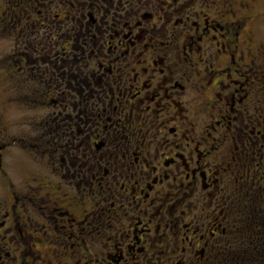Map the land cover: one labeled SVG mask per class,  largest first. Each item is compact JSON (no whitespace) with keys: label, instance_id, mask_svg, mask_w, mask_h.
<instances>
[{"label":"flooded vegetation","instance_id":"af4514ba","mask_svg":"<svg viewBox=\"0 0 264 264\" xmlns=\"http://www.w3.org/2000/svg\"><path fill=\"white\" fill-rule=\"evenodd\" d=\"M14 2L3 8L18 20L25 8H38L33 0ZM40 2L49 11L33 25H46L51 14L49 27L71 33L52 37L43 77L28 58L5 60L0 70L17 68L24 78L17 91L46 89L36 107L61 105L62 117L50 110L44 119L50 129L58 121L68 126L67 144L52 142L51 155L64 149L60 163L44 171L55 176L37 175L31 194L7 182L0 240L9 233L13 245L15 236L25 242L40 231L32 246L49 245L52 256H33L32 264H67L60 259L66 253L73 264H255L258 250L234 237L259 228L264 203V113L248 108L259 106L248 96L264 77V47L252 36L261 0ZM239 67L247 72L241 77ZM189 91L205 92L198 110L209 121L194 107L191 120ZM22 102L32 105L27 97ZM184 120L191 127L179 132ZM1 137L0 169L9 139ZM149 150L157 162L148 161ZM10 250L0 243V264H30L23 255L16 263Z\"/></svg>","mask_w":264,"mask_h":264},{"label":"rangeland","instance_id":"374dc122","mask_svg":"<svg viewBox=\"0 0 264 264\" xmlns=\"http://www.w3.org/2000/svg\"><path fill=\"white\" fill-rule=\"evenodd\" d=\"M9 1L12 0H0V64H4L5 60L6 62L9 61V63L11 64L13 59L15 58H22V60L24 61L28 58V64H35L36 70L34 71H36L38 76L43 77L44 73L50 68L49 66H51L48 61H45V54L55 51V48L51 49L53 45L52 37L56 38L57 34H59L60 32L64 35V33L69 34L71 33V31H68L69 29H66V27L65 29L64 27H55L54 24L53 27H49L50 21L52 20V18H55V16H51V14L48 16L49 21L46 23V25L43 26L39 23H35L33 25L34 20H41L44 17L43 15H46V11H49V8H40L39 4H41V0H33V3H36V5H38V8H25L26 17H22V19L19 20L15 19L12 13L10 16L6 8H3ZM14 1L15 2L13 4H17V0ZM30 5H32V2H30ZM16 6L19 5H15L14 7ZM14 9L16 11H22L20 10L22 8ZM54 9L55 8H50L52 12ZM254 9L259 13L258 16H256L257 19L255 21V27L252 28V36L254 37V42L261 43L262 47H264V0H261L260 5L257 4L256 8ZM33 55L34 57H36L37 61H31L30 57ZM246 62H249L248 57H245L244 59V63ZM262 64L264 67V61L262 62ZM52 65L53 68H55L54 64ZM30 66L31 65H29V67ZM8 68L10 70H7L6 68L2 69V67L0 70V138H2L1 135L6 138L9 137L8 140H5V142L8 143L6 147L7 151L2 156V169H0V203H3L5 201V196H9L10 189L7 187V182L15 183L20 194L29 195L31 194V192L29 191L28 187H30L32 184L36 187H38L37 185H39V179L36 178L37 175L40 176L41 174H43L42 180L44 178H52L55 176L53 175V173H44V171L51 167L52 170L54 166H57L60 163V155L63 154L64 149L55 150L54 153L57 154L56 156L51 155L49 150L51 149V147H53V141L61 142L64 144V147L66 146L67 141L65 131L68 128L67 125L58 121L55 122V125L52 123V128L50 129L49 127L51 125L50 123L48 124L45 122L46 120L44 119V117L50 110L52 111V113L62 111L61 105H54L53 107L48 106L51 109L47 108V106L36 107L34 104L39 102L35 101H42L40 100L42 96L41 94H45L46 89L44 91L36 92V88H34L33 90H31V92H27L26 87L20 86V89L17 91L15 86H17L19 80L24 81V78L21 76L20 72L14 69L16 67L9 66ZM242 73L247 72L239 67V71H237L236 74L238 76L240 75L241 77L243 75ZM248 75L251 77L250 74ZM51 76H54V80L55 77H58V75L52 73V71ZM230 78L234 79L238 77L231 73ZM229 82L230 81L226 83ZM259 87L264 89V77H258V80H256L254 86H252L251 94H249L248 96L249 98L253 96L252 101L253 103H256L257 106L259 105L258 107L254 106L253 104H246V102L250 103L251 100H248L245 96L242 97V103L244 104V106L249 105L248 108L250 107V111L252 112L260 113L261 110L264 113V106L262 108L260 107L262 106L261 104H264V96L263 93L259 92ZM205 91H207L208 95H210L211 97V92L209 91V89ZM187 95L185 99L188 100L191 104V107L188 105L189 110L187 112L189 115H193L192 107H194L196 110L199 109L200 105H198V103L203 100L205 92L202 91L198 92L197 94L189 91ZM25 97L30 99L32 105L23 104L22 99ZM13 98L20 99L13 100ZM234 107L236 108V104ZM229 108H231L230 105ZM173 110L174 109L172 107V109H170V113H172ZM235 111L229 114V116H235ZM62 115L63 111L61 112V117ZM197 116H199L201 121H209L205 117L204 108L198 110ZM193 117L194 115L192 116L191 120L193 119ZM215 117L217 119L220 118L216 116V114H214L213 118ZM73 125H75V122L74 124L69 125V130L75 131V127H73ZM180 126L181 127H179V132H184V128L190 129L191 127V125H189L188 123V120H184L180 124ZM194 126L196 127V125ZM240 130L242 131V128ZM193 132H195V130ZM189 133L192 134L191 131ZM199 133L200 128L196 127V134L199 135ZM51 134H54V138L52 140L50 137ZM232 134L234 136L236 135V129H232ZM178 138H180V136H178ZM170 139L172 140V137H169V140ZM143 144L145 145L144 142ZM73 145L74 144L68 143L69 156H73L74 154ZM133 145H136V143L133 142ZM229 149L231 153L238 152L237 149L235 150L232 147H230ZM152 154V151L149 150L148 161H155L151 157ZM262 158L264 160V153ZM257 160L258 159H256L254 163ZM155 162H157V160ZM47 174L48 176L45 177ZM23 186L24 189L22 188ZM41 207H45L44 203H41ZM44 233L45 231H42V235H45ZM29 234L30 236H27V238L24 239L25 242H22L20 238H17L15 236V243L13 245H9V243H7V239L10 234L8 233L9 236H3L4 239H1L0 243L3 245V247L6 246L8 250L11 249V253L13 252V250L15 251L16 263L22 259L21 255L24 256V261L30 262V264H32V262L34 261L33 256H39L40 258H43L46 254L52 256L51 254L53 250H48V248H50L49 245H39L36 249L32 246L34 241L31 240V237H35L37 234H41L40 231H31L29 232ZM30 247L34 249L33 252L30 251ZM72 250L73 252H75V249ZM83 254L88 255V253L85 251H83ZM67 256L68 253H66V256L64 255L60 259L65 260L67 264H73L74 261L72 260V258H70V254L68 257ZM235 259L236 256H232L230 258V263H232ZM43 262L44 261H42L40 264L45 263ZM63 264L65 263L63 262Z\"/></svg>","mask_w":264,"mask_h":264},{"label":"trees","instance_id":"16d2710c","mask_svg":"<svg viewBox=\"0 0 264 264\" xmlns=\"http://www.w3.org/2000/svg\"><path fill=\"white\" fill-rule=\"evenodd\" d=\"M6 10L9 12L11 9L6 8ZM263 200V199H262ZM264 201V200H263ZM261 211L259 214V228H256V231L247 233L243 236H237L234 237V243L238 244L240 241H245L246 247L249 248L255 247V251L258 250L257 255H258V260H250V262H254L255 264H264V203L261 202ZM261 231H260V230ZM247 251V252H248ZM254 251V252H255ZM251 253V252H250ZM245 257H249L247 254H244ZM236 260V259H235ZM244 261H247L244 259ZM249 263V262H248Z\"/></svg>","mask_w":264,"mask_h":264}]
</instances>
